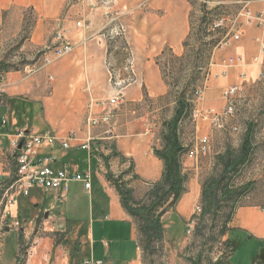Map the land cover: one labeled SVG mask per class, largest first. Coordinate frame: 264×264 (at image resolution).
I'll return each mask as SVG.
<instances>
[{"label":"rangeland","instance_id":"374dc122","mask_svg":"<svg viewBox=\"0 0 264 264\" xmlns=\"http://www.w3.org/2000/svg\"><path fill=\"white\" fill-rule=\"evenodd\" d=\"M181 2L185 26L189 30V24L192 23L193 32L197 37L202 38L201 43L211 42L206 65H203V68L198 70L199 72L194 73L192 68L183 67L181 61L174 57L181 55L183 49L178 54L166 45L164 48H169L170 51L163 49L164 55H161L162 50L155 57L156 63L162 65L163 70L165 69L162 80L166 92L159 96H146L147 92L145 95L144 90L145 97L142 104L136 113L133 115L129 113L126 117L127 120H132V118L137 120L142 132L145 130V126H149L153 147L160 149L163 146L161 135L165 129L163 122L173 117L175 96L178 92L185 91L184 95L188 106H190L188 113L180 119L177 126L179 141L185 148L180 157L182 172L186 174L185 191L173 208H170L169 205L170 197L162 199V203L155 207L154 214L163 211V214L159 216L162 225L160 238L153 239L148 243L145 234L141 231L143 228L141 217L130 216L140 246V264H218V260L220 264H253L255 257L264 248V242L249 236L248 233L233 230L232 225L239 208L244 206L251 208L256 219L264 220V211L262 210V205H264V53H261V44L264 43V26L256 25L244 14L247 10L264 12L262 6L264 0H181ZM179 3L180 0H172V5H179ZM178 17V15L176 17L173 15L171 24H178L180 21ZM128 18L126 16L122 18V23L127 28L126 36L135 34L141 42L148 41V35L144 34L142 29L146 23L142 14L135 18ZM219 19H222V24L214 27V23ZM36 20V13L31 8L0 10V74L4 70L18 71V75L22 77L25 75L26 66L32 67L33 64L39 63L43 54L51 51L53 46L51 39L56 30L62 28V25L61 23L54 25L53 21L49 22L45 33L40 34L44 43L36 46L31 42ZM73 20L77 21L78 17ZM128 31H130L129 34ZM237 32H242L238 41H233L224 49L218 48V44L223 38ZM118 40L123 43L126 41L124 37L118 38ZM201 43L199 45L197 42V47H201L203 45ZM244 53L249 55L248 61L250 62L254 57H258L255 62L258 69L253 72L252 77L247 76L243 80L239 77V81L234 82L238 83L239 89L234 97L233 114L224 119L222 127H217L201 117L197 118L196 111H204L211 107L218 112L224 109L221 91L228 84L224 83L227 74L218 78L211 77L209 74L211 64L213 69H216L219 60L227 55L241 57L245 62L247 59H245ZM55 61L56 59H53L52 63ZM45 68L47 69V67ZM45 68L25 76H29L28 80L40 74L44 76ZM49 76L48 74L46 76L48 82L51 81ZM213 83L217 85L214 89L208 90V100L197 102L195 90L201 89L205 92ZM24 101V108L27 112L30 103ZM122 105L119 106L120 109H122ZM38 106V112L42 114L41 103ZM117 109L114 110L115 116ZM4 114L11 117L10 113L2 111L1 96L0 117ZM139 117L141 119H138ZM13 118L17 126L27 124L28 127H31L35 120L31 113L15 114ZM249 125L252 127L248 159L237 168H232L223 180V184L232 189V198L227 199L220 190H216L215 203L208 205L202 200L204 181L211 178L218 180L222 177L221 155L228 150L233 153L232 156L237 155ZM140 129L137 128V132H141ZM112 134L116 136L114 132ZM200 135L209 137L210 150L207 154L199 156L198 159L189 158L187 151L194 145L196 136ZM82 158L79 159V162L84 164L85 161ZM128 169L131 170V165ZM124 174L122 173V176L119 178L116 176L114 179H119L118 181L124 184L125 188L131 190L135 202L139 205L149 206V193L155 182L140 187L133 184L135 176L126 178ZM116 175L118 174L116 173ZM192 181L196 185L195 194L185 208L180 209V201L190 193ZM246 186L249 189L246 190ZM162 188L161 194L166 190V186ZM30 194L31 197L38 199L37 203H34L36 205L28 202L23 203L21 205L23 213L30 214L31 209L36 210L52 205L51 209L61 212L63 217L71 222H77L82 227L88 226L86 224L92 227L94 232L92 249L96 254H100L102 241L106 239L109 247L105 254L110 258L111 264H126L125 259L133 254L135 246L131 242L128 229L121 231L119 240L108 236L107 234L112 233L114 229L104 226L105 224L96 209L95 200H92L91 194L84 188L70 189V192L65 194L61 200H54L51 191L41 193L38 190H32ZM128 205L131 206V203ZM37 218L42 220L43 215H38ZM44 227L40 236L50 234L47 226ZM224 229L226 232L222 234ZM67 231L68 229L65 228L63 231L56 232L54 236L56 241L62 242V246L74 258L82 254L80 248L84 244L78 242L79 237H76L75 230L70 233ZM18 234L16 227L7 231L5 241L7 247L16 244ZM34 234L36 235L35 231L32 235ZM227 238L230 242H226ZM30 244L28 243L23 248L24 255L27 253L26 250H29ZM96 263L97 261L91 260L90 264ZM254 264H260V262Z\"/></svg>","mask_w":264,"mask_h":264},{"label":"crops","instance_id":"0c3cea01","mask_svg":"<svg viewBox=\"0 0 264 264\" xmlns=\"http://www.w3.org/2000/svg\"><path fill=\"white\" fill-rule=\"evenodd\" d=\"M97 1L0 0V10L31 8L36 13L35 32L31 40L33 45L44 43L40 34L45 33L46 26L52 21L54 25L61 23L65 36L72 43V51L47 66L44 76L40 74L28 80L29 76L21 77L18 71H2L1 80L4 90L2 111L10 113L11 119L6 114L2 115V117H8L9 121L5 127L0 125V144L2 145L0 177L4 180L9 177L14 161L9 139L19 127H26L39 133L50 130L58 139L64 138L70 131L74 132L75 138L68 148L63 149L57 141L52 146L44 145L37 147L36 150L40 154H52L55 159L51 165L55 168L67 167L69 171L88 170L91 177L89 189H85L81 181H71L67 191L62 189L44 191L34 187L27 195L17 194L16 203L10 207L8 221L18 222L16 228L19 234L16 244L9 247L5 242L6 233L13 227L6 228L0 235V264H79L91 260L111 264L110 258L105 254L109 247L106 239L102 241L100 254H96L92 249L94 232L89 224L82 227L77 222H71L63 217L61 212L51 209L52 205L36 210L30 208V214L23 213L21 210V205L25 202L36 205L34 203H37L38 199L31 197L32 190H38L41 193L51 191L54 200H61L70 192V189L75 190L81 187L91 194L92 200H95L96 209L104 226L114 229L112 233L107 234L108 236L119 240L121 231L128 229L135 250L128 259H125V263L140 264L141 252L136 229L130 215L122 207L120 196L108 178V173L112 177H116V173L121 176L125 173L126 178L135 176L132 182L140 187L161 179L163 162L154 153L151 128L145 126L142 132L137 120L133 118L127 120L126 117L129 113L132 115L136 113L145 97L144 90L145 95L147 92L146 96H159L166 92L155 57L166 45L172 51L181 53L182 42L187 35L188 27L185 26V22L183 23L184 11L181 0L179 5H172V0H114L112 6L101 5ZM123 6L129 9L124 17L135 18L142 14V18L146 20L142 29L144 34L148 35V41L141 42L135 34H132L124 37L126 41L123 43L119 42L118 38L110 40L101 34V29L108 17L115 12L123 11ZM262 6L264 8V4ZM173 15L179 16L178 24H171ZM77 17V21L81 20L83 26L76 25L77 21L74 22L73 18ZM51 40L54 45L56 43L54 36ZM125 48H130L134 55L135 80L125 88V103L121 106L122 109L119 107L117 109L111 132H105L107 126L104 125L92 128V139L89 140L92 152L89 154L80 146L86 140L84 118L88 112L89 103L92 99L106 98L110 95V71L116 73V79H126L130 76V73L124 70L127 56ZM244 57L247 61L228 69L227 78L224 81L228 84L222 88V91L228 85H237L238 83L234 82L239 81V74L244 73L245 79L247 76L252 77L253 72L258 69L257 63L248 61L247 53H244ZM47 74L52 77L50 82L46 79ZM216 85L213 83L205 92L202 91V96L197 102L208 100V90L214 89ZM14 97H23L30 103L27 112H21L20 109L16 111L10 106L8 100ZM39 103H41L42 114L38 112ZM91 111L98 114L100 108L92 105ZM16 113L22 115L31 113L35 119L34 124L31 127L27 124L17 126L13 118ZM137 128L141 132H137ZM113 132L116 136H113ZM201 136L203 135L196 136L195 141ZM81 157L85 161L84 164L79 162ZM130 165L131 170L128 169ZM195 186L192 181L190 193L180 201V209H184L192 199L196 190ZM239 209L236 219L233 220V230L248 233L249 236L264 242V220L256 219L250 207L244 206ZM174 212L176 213L175 210ZM38 215H43L42 220L37 218ZM44 226H47L50 234L40 236L41 230L45 229ZM65 228L69 233L75 230L76 237H79L78 242L84 244L81 248L79 247L81 255L72 258L62 246V242L56 241L54 234ZM33 231L36 235H32ZM28 243L31 244L24 255L23 248ZM262 251L264 252V248L260 252Z\"/></svg>","mask_w":264,"mask_h":264},{"label":"built area","instance_id":"2783aa9c","mask_svg":"<svg viewBox=\"0 0 264 264\" xmlns=\"http://www.w3.org/2000/svg\"><path fill=\"white\" fill-rule=\"evenodd\" d=\"M101 5L112 6L114 0H99ZM123 11L115 12L110 15L102 27V35L110 40L125 37L127 34V28L122 23V17L129 12V9L123 6ZM247 19H251L258 26H264V12L258 10L252 12L250 10L245 11ZM222 24V19L214 23V27H218ZM77 26H83L81 20L76 22ZM242 32H237L233 35L223 38L219 44V49L228 47L233 41H238ZM56 43L52 46L49 54H43L39 63L33 64L32 67H25V75L35 73L50 65L53 59H59L69 54L72 51V43L65 36V30L60 28L54 35ZM127 53L125 59L124 70L130 73V76L126 79H116L115 72L110 71L109 84L111 87V94L106 98L91 100L88 106V112L84 118V127L86 131V140L81 143V148L86 149L91 154L92 149L89 145V140L92 139L91 130L96 126H107L105 132H111L112 121L114 119V110L124 103V91L125 88L132 82H134V55L130 48H125ZM261 53H264V43L261 44ZM258 57L253 58V62H257ZM244 63L241 57L228 55L219 60L216 64L217 68L213 69L212 64L210 66L211 77H222L227 74V71L231 67L239 66ZM240 78H244V73L239 75ZM50 80L52 77L49 76ZM49 80V79H48ZM239 89L237 85H228L222 91L221 97L224 101V109L221 112L216 111L213 108L205 109L204 111H196V117H201L204 120L209 121L217 127H222L223 121L227 116H230L234 112V97ZM4 93L3 85L1 83L0 74V98ZM196 99H200L202 96V90H195ZM96 105L100 108L98 114L91 111V106ZM9 119L6 116L1 117L0 125L5 127ZM75 138V133L70 131L64 138L58 139L55 134L50 130L43 132H35L26 127L16 128L11 134L9 139V146L11 149V156L14 161L10 169L9 177L4 180L0 177V235L6 228L18 227V222H9L10 207L16 203V195H27L30 189L37 187L42 190L48 189H62L67 191L71 181H81L85 189H89L91 185L90 172L85 171H69L67 167L55 168L51 165L55 157L52 154H40L36 148L40 146H52L55 142H59L60 146L68 148L70 142ZM20 144V146H19ZM210 150L209 137L203 135L195 141L194 145L187 151V156L192 159H198L199 156L207 154ZM2 153V145L0 144V154ZM198 210H200L198 208ZM264 211V205H262ZM91 261H85L79 264H88ZM96 264H102L101 261H97Z\"/></svg>","mask_w":264,"mask_h":264},{"label":"trees","instance_id":"16d2710c","mask_svg":"<svg viewBox=\"0 0 264 264\" xmlns=\"http://www.w3.org/2000/svg\"><path fill=\"white\" fill-rule=\"evenodd\" d=\"M193 31L194 27L192 23H190L188 33L182 42L183 53L174 57L178 61H181L183 67L186 68L187 66V68H192L193 72L197 73L199 72V69L203 68V65H206L211 42L204 41L201 43L202 38L197 37L196 33ZM197 42H199V45L200 43L203 45L201 47H197ZM165 49L166 48H164V50ZM164 50L161 55H164ZM167 50L170 51L169 48H167L166 51ZM158 65L160 64L158 63ZM159 67L160 71H162L161 74H164V67L162 65ZM184 92L185 91L178 92L175 96V111L173 117L170 120L163 122L165 126L161 135L163 146L160 149H154L156 156L163 162V173L161 179L153 184V189L149 193V206L139 205L135 202L131 190L125 188V185L118 181L119 179H114V177L108 173V178L111 180L120 196L122 207L130 216L137 215L141 217V220L143 221V228L141 231L145 234L148 243L153 239H159L162 230L159 216L163 214V211L154 214L155 207L162 203V199L170 197L169 205L170 208H173L175 203L180 199L181 195L185 191L186 174L182 172L180 162V157L185 148L181 145L177 134L178 123L180 119L188 113V109L190 107L188 106ZM24 100L25 99L23 97H14L9 99L8 102L16 111L20 109L21 112H26L24 108ZM251 127L252 126L249 125L246 129L237 155L232 156L233 153L229 150L221 155L223 165L222 177L218 180L211 178L204 181L202 186V200L205 203H208V205L215 203L214 194L216 193V190H220L222 192L221 194L227 199L232 198V189L226 184H223V180L232 168H237L240 164L247 161L251 148ZM120 176L121 174L117 175L118 178ZM163 186H166V190H164L161 194ZM245 189L247 190L249 187L246 186ZM128 203H131V206L128 205ZM225 232L226 229L222 230V234H225ZM226 242H230L229 238L226 239ZM256 262L264 263L263 251L258 253L255 257L253 263ZM217 263L220 264V261L218 260Z\"/></svg>","mask_w":264,"mask_h":264},{"label":"water","instance_id":"95a60500","mask_svg":"<svg viewBox=\"0 0 264 264\" xmlns=\"http://www.w3.org/2000/svg\"><path fill=\"white\" fill-rule=\"evenodd\" d=\"M19 146H20V144H19Z\"/></svg>","mask_w":264,"mask_h":264}]
</instances>
